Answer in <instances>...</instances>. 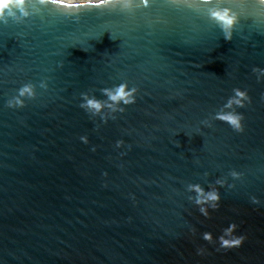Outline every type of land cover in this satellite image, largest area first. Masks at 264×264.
Masks as SVG:
<instances>
[{"label":"water","instance_id":"1","mask_svg":"<svg viewBox=\"0 0 264 264\" xmlns=\"http://www.w3.org/2000/svg\"><path fill=\"white\" fill-rule=\"evenodd\" d=\"M35 7L0 21V264H264V6Z\"/></svg>","mask_w":264,"mask_h":264},{"label":"clouds","instance_id":"2","mask_svg":"<svg viewBox=\"0 0 264 264\" xmlns=\"http://www.w3.org/2000/svg\"><path fill=\"white\" fill-rule=\"evenodd\" d=\"M199 3H210L211 0H198ZM259 5L264 6V0H257ZM133 3L142 4L147 7L149 0H0V21L6 22L7 18H28L33 15L38 9L36 5L41 6H58L67 10L75 9L76 12H71L70 14L76 16L78 19L77 13L80 9H106L114 10L119 8L122 11L129 8ZM29 5L33 7L29 8ZM19 13V15H18ZM210 16L213 19H216L218 24H220L226 40L232 38V29L237 23V15L232 13V10L229 8H224L222 10H211ZM264 73V70H260ZM31 86H25L24 89L19 91V95L15 96L13 99L7 102L9 108H22L23 104L19 99V96H23L24 92L27 91ZM237 96H243V93L237 91ZM85 103L82 105L86 110H89L90 106H94V99H89L87 96L84 97ZM239 103V102H238ZM243 105H241L242 107ZM237 130L240 129V126L237 124ZM231 175L236 177L237 173L232 172ZM218 184L223 185L224 182L221 180L217 181ZM188 190L190 192H195L197 204L200 203L199 196L206 194L199 185H189ZM214 198L219 199L218 195Z\"/></svg>","mask_w":264,"mask_h":264},{"label":"snow or ice","instance_id":"3","mask_svg":"<svg viewBox=\"0 0 264 264\" xmlns=\"http://www.w3.org/2000/svg\"><path fill=\"white\" fill-rule=\"evenodd\" d=\"M235 123V122H234Z\"/></svg>","mask_w":264,"mask_h":264}]
</instances>
